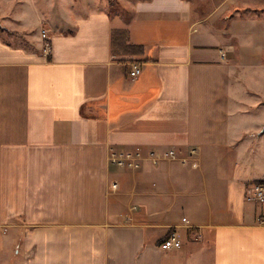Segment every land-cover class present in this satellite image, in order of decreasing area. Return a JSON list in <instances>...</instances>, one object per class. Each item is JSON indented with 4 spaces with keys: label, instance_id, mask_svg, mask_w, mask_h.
I'll list each match as a JSON object with an SVG mask.
<instances>
[{
    "label": "crops",
    "instance_id": "obj_1",
    "mask_svg": "<svg viewBox=\"0 0 264 264\" xmlns=\"http://www.w3.org/2000/svg\"><path fill=\"white\" fill-rule=\"evenodd\" d=\"M63 8L0 34V264H264V204L246 198L264 117L215 86L223 61L251 63V18L228 30L190 0ZM136 146L139 169L109 162ZM172 231L182 246L161 247Z\"/></svg>",
    "mask_w": 264,
    "mask_h": 264
},
{
    "label": "rangeland",
    "instance_id": "obj_2",
    "mask_svg": "<svg viewBox=\"0 0 264 264\" xmlns=\"http://www.w3.org/2000/svg\"><path fill=\"white\" fill-rule=\"evenodd\" d=\"M60 1L70 5L75 2L76 8L82 2V0H0V34L6 35L8 18L15 22L20 19L21 26L25 28L35 27L37 33H39L45 25L43 19L45 14L56 17L60 10H65L63 3ZM136 1L94 0V3L96 6L106 7L111 13H119L120 16L129 18L131 7ZM229 1L190 0L195 15L197 14L199 17L224 10L223 21H226L228 30L231 19L236 17L238 12H240L239 17L251 18V63H246V65L241 61L238 62L232 59L223 61L225 63L224 68L227 67L223 68V78L219 76L217 82L214 81V83L219 88L218 93L223 94V103L225 104L232 103V101L256 103L257 108L251 111L250 116L252 124L254 121L260 122L264 117V0H251V8H244L239 5L240 3L229 5ZM84 3L86 4V2ZM207 85L211 86V83H207ZM224 93L228 94L229 97ZM230 96L232 99H230ZM263 128L264 120L260 124L258 137L264 133ZM262 153L263 151H261Z\"/></svg>",
    "mask_w": 264,
    "mask_h": 264
},
{
    "label": "built area",
    "instance_id": "obj_3",
    "mask_svg": "<svg viewBox=\"0 0 264 264\" xmlns=\"http://www.w3.org/2000/svg\"><path fill=\"white\" fill-rule=\"evenodd\" d=\"M43 37L47 38V32L45 30H43ZM49 48L50 43L46 42L45 51L47 52ZM219 54L223 59L226 58V51L224 49H219ZM141 72L142 69L140 64L134 63L130 72L131 76L137 77L141 74ZM196 153L197 149L193 148L190 152V156H195ZM177 158V150L172 148L167 160H176ZM108 160L114 166L136 170L142 166L143 161L145 160V154L141 146L123 150L111 148ZM246 198L249 201L264 204V179L257 180L251 184ZM184 221L188 222L187 218H184ZM181 246L182 240L177 231H172L170 235L161 243V247L163 248H176Z\"/></svg>",
    "mask_w": 264,
    "mask_h": 264
},
{
    "label": "trees",
    "instance_id": "obj_4",
    "mask_svg": "<svg viewBox=\"0 0 264 264\" xmlns=\"http://www.w3.org/2000/svg\"><path fill=\"white\" fill-rule=\"evenodd\" d=\"M116 33L118 35H120L121 38H125V40H128L129 39V35L127 34L126 31H123V30H115V34L113 32V39H114V35H116ZM132 46L133 45H124L123 47H125V51H129Z\"/></svg>",
    "mask_w": 264,
    "mask_h": 264
},
{
    "label": "water",
    "instance_id": "obj_5",
    "mask_svg": "<svg viewBox=\"0 0 264 264\" xmlns=\"http://www.w3.org/2000/svg\"><path fill=\"white\" fill-rule=\"evenodd\" d=\"M263 132H264V128H263Z\"/></svg>",
    "mask_w": 264,
    "mask_h": 264
}]
</instances>
